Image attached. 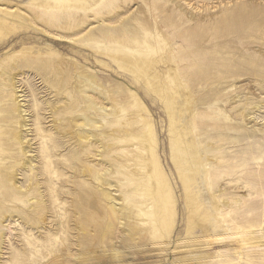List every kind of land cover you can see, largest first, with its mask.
<instances>
[{
    "label": "bare ground",
    "instance_id": "1",
    "mask_svg": "<svg viewBox=\"0 0 264 264\" xmlns=\"http://www.w3.org/2000/svg\"><path fill=\"white\" fill-rule=\"evenodd\" d=\"M16 1L0 0V43L7 42L12 36L24 35L23 32L29 29L46 34L44 41L47 43L22 46L11 55L13 67L17 69L18 63H22L42 68L55 80L54 89L57 85L60 87L64 84V77L67 84L75 71L79 92L78 95L70 94L71 97L77 96L78 100H86V110L96 111L106 117H83L82 123L92 130L77 133L73 131L71 135L78 138L82 153L90 152L92 145L96 146L92 154L86 157V162L80 165L78 176L81 177L82 192L100 195L98 204L96 198L90 201L92 211L98 209L94 217L92 212L90 215L92 220L104 222L102 243H106V248L110 250L112 264H126L120 259L123 252L116 249L119 246L117 243L129 248L133 246L136 250L148 245L150 249L159 252L171 246V264H204L201 254L196 251L184 254V249L178 245L172 246L170 240L178 225L179 199L185 211L186 236L196 239L194 237L197 230H201L210 237V234H218L224 229L226 215L223 213L221 201L224 202L225 199L215 195L212 185L230 171L224 173L211 168L215 163L209 158L204 159L200 151L202 141L199 127L207 125L219 129L221 123L229 124L230 117L223 110H219L217 105L210 115L198 113L193 94L195 86L203 85L214 76V73L212 76L208 73L210 68L207 61L202 60V66H199L197 56L198 61L193 60L186 64L187 55L174 51L171 46L173 39L166 33L168 25L172 27L170 18L160 21L155 14L148 25L147 20L140 17L137 11L124 16L121 10L126 0H27L26 3ZM244 13L248 15V19L255 18L254 14L249 15L246 8L239 7L230 14L228 20L235 25L237 17ZM54 28L63 30L66 36L47 32ZM187 32H178L177 34H181L178 37L183 39ZM63 39L70 47V55L65 53L64 58L55 49L64 45ZM178 55L182 62L180 65L176 63ZM91 57L94 63H90ZM87 64L90 67L83 71ZM220 65L223 69L221 72H226L225 64ZM94 67L130 76L121 75V78H125L121 85L116 80L105 79L113 83V93L122 92L125 99L129 100L128 108L134 112L135 117H130L129 111L121 102L116 107L108 100L101 84L102 80ZM194 68L197 70L192 72ZM214 69L215 73L220 71L217 67ZM16 78L17 76L8 70L0 69V200L15 199L23 205L29 203V208L36 209L42 219V209L45 208L41 191L37 188V194H30L21 200L16 198L9 184L11 179H16L19 168L32 175L36 172L35 160L30 155V140H26L30 132V118L25 104L22 103L24 94L18 90ZM211 79L215 80V77ZM132 83L139 88L143 85L150 95L158 99L166 112L168 157L174 170L173 178L161 160L158 135L151 112L139 96L135 85V88L131 87ZM7 96L10 104L6 101ZM64 99L70 102L68 94ZM97 99L103 103L99 104ZM58 109H64L62 120H69L62 123L60 119H55V128L66 127L68 130L73 127L72 123L78 125L76 116L68 113L66 104L54 108ZM213 115L215 117H212ZM248 115L242 114L246 125L251 123L247 120ZM108 125L111 132L106 133L104 126ZM136 131L138 132L134 133ZM119 132L122 135L118 134ZM105 135L117 143L112 144L104 138ZM41 139L43 140L42 137ZM208 143L212 145L211 141ZM48 149L44 145V159L57 177L59 173L52 165ZM243 154L241 161L245 160L247 155L253 161L260 158L252 152ZM116 162L119 163L117 168ZM230 169L233 170L234 167ZM176 183L181 187L180 194L175 190ZM258 184L260 188L263 187L262 183ZM230 202L232 201L225 200L226 209L229 208ZM74 209L80 211L78 207ZM6 212L5 207L0 209V218L6 216ZM226 214L230 215L229 212ZM254 224V221L250 222L253 227ZM117 228L120 229L121 235L118 236V241L114 242ZM78 229L85 231L81 227ZM106 236H109L108 241ZM180 254L182 255L179 256Z\"/></svg>",
    "mask_w": 264,
    "mask_h": 264
},
{
    "label": "rangeland",
    "instance_id": "2",
    "mask_svg": "<svg viewBox=\"0 0 264 264\" xmlns=\"http://www.w3.org/2000/svg\"><path fill=\"white\" fill-rule=\"evenodd\" d=\"M123 3L126 4L121 10L122 15L137 11L140 17L147 20L148 25L155 14L160 21L170 18L172 27L168 25L166 33L173 39L171 46L174 51L189 56L186 57V64L198 58L199 66H202V60L207 61L209 75L214 73L212 77H215V80L210 77L203 85L193 88L198 113L210 115L217 105L219 110H223L230 117L229 124L221 123L219 129L207 125L199 127L202 141L200 151L204 159L209 158L215 163L211 168L224 173L230 171L212 185L217 197L232 201L228 209L224 205L225 200L221 201L223 213L226 215L224 229L218 234H210V237L201 230H197L194 237L196 239L186 236L185 211L179 199L178 225L170 240L171 245L183 248L184 254L196 251L201 254L204 264H264V0H126ZM239 7L246 8L249 15L254 14L255 18L248 19V15L244 13L238 16L236 24L232 25L228 17ZM186 31L188 36L185 33L186 37L183 39L178 37L181 35L177 34L178 32ZM47 32L66 36L63 30L57 28ZM23 34L12 36L7 42L0 43V69L8 70L17 76L18 90L24 94L22 103L25 104L30 118V132L26 140H30V155L35 160L36 172L32 175L19 168L16 179H11L9 184L16 198L21 200L30 194H37L38 188L43 194L45 209H42L40 219V214L36 209H30L29 203L23 205L15 199L0 200V209L5 207L7 211L6 216L0 218V264H112L110 250L106 248V243H102L104 222L92 220L90 215L92 212L94 217L98 212V209L92 211L90 201L96 198L98 204L100 195L82 192L81 177L78 176L80 165L86 162V157L92 154L96 146L92 145L90 152L82 153L78 138L71 135L73 131L77 133L92 130L82 123L83 117H106L96 111L86 110V100H78L77 96L71 97L70 94L78 95L79 92L75 71L67 84L64 77L65 85H57L54 89L55 80L42 68L22 63H18L17 69L14 68L11 55H14L15 51L24 45L47 43L44 41L47 35L37 33L33 29L24 31ZM62 42L64 45L55 49L64 58L65 53L70 55V47L64 39ZM180 56H177L176 62L179 65L182 64ZM90 61L94 63L92 57ZM81 63L84 64L83 61ZM221 63L225 64L226 72H221ZM88 67L89 64L84 66L83 71ZM215 67L220 71L215 73ZM94 68L102 80L101 84L108 100L116 107L121 102L129 111L130 117H135L134 112L128 108L129 100L125 99L122 92L113 93V83L105 79L116 80L121 85L125 78L120 76H130L122 72L115 73L110 69L104 71L99 67ZM196 70L194 68L192 72ZM131 87L138 91L151 112L158 135L161 160L173 178L174 170L168 157L166 112L158 99L150 95L143 85L139 88L132 83ZM66 94L70 102L65 101ZM6 101L10 104L8 96ZM97 102L103 103L99 99ZM65 104L68 106V113L76 116L78 124L76 126L72 123L73 127L68 130L66 127H54V120L57 118L62 123L69 120H62L64 109L54 110L55 107ZM242 114H249L247 120L251 123L246 125ZM209 123L212 124L210 121ZM109 126H104V132H111ZM118 134L122 135L120 132ZM104 138L112 144L117 143L107 135ZM208 141L212 142L211 146ZM44 145L49 148L52 165L59 173L57 177L44 159ZM246 152H252L260 158L253 161L247 155L246 159L241 161L243 153ZM89 158L91 159V156ZM115 167H119L118 162ZM231 167L234 169L229 170ZM258 183H262L263 187L260 188ZM175 185V190L178 191L176 193L180 194V185ZM75 207L80 211L77 212ZM227 212L230 215L226 214ZM252 221L255 222L254 227L250 225ZM79 227L85 231H80ZM120 235L121 231L117 228L114 242L118 241ZM105 239L108 241L109 236ZM117 246L116 249L123 252L120 259L126 264H171L173 257L171 246L161 252L150 249L148 245L137 250L133 246L129 248L119 243Z\"/></svg>",
    "mask_w": 264,
    "mask_h": 264
}]
</instances>
